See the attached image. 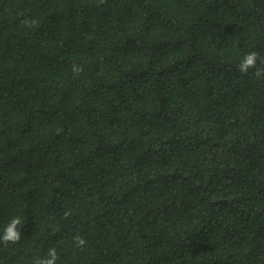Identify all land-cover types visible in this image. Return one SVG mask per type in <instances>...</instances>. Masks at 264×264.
Here are the masks:
<instances>
[{
	"label": "trees",
	"instance_id": "obj_1",
	"mask_svg": "<svg viewBox=\"0 0 264 264\" xmlns=\"http://www.w3.org/2000/svg\"><path fill=\"white\" fill-rule=\"evenodd\" d=\"M252 51L264 0H0V264H264Z\"/></svg>",
	"mask_w": 264,
	"mask_h": 264
},
{
	"label": "clouds",
	"instance_id": "obj_2",
	"mask_svg": "<svg viewBox=\"0 0 264 264\" xmlns=\"http://www.w3.org/2000/svg\"><path fill=\"white\" fill-rule=\"evenodd\" d=\"M28 27H32L35 21H25ZM258 61L261 66H257ZM238 70L243 75L249 74L250 70L252 75L257 79H264V57H260L258 53L252 51L245 54L238 65ZM72 71L74 75H79L83 69L77 65H73ZM72 216L71 209H65L63 211V219L68 220ZM24 220L20 216H13L7 225L3 228L2 234H0V245L3 247H9L10 245L19 244L22 237L20 228L24 225ZM72 243L74 246L80 250H84L88 244V241L77 232L75 235L71 236ZM60 256L55 247H50L44 256L36 257L32 261V264H58Z\"/></svg>",
	"mask_w": 264,
	"mask_h": 264
}]
</instances>
